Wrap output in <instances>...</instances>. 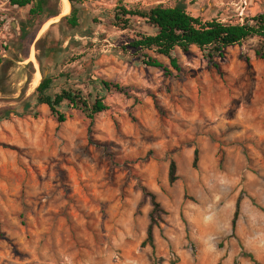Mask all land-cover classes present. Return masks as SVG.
Segmentation results:
<instances>
[{
	"label": "rangeland",
	"instance_id": "obj_1",
	"mask_svg": "<svg viewBox=\"0 0 264 264\" xmlns=\"http://www.w3.org/2000/svg\"><path fill=\"white\" fill-rule=\"evenodd\" d=\"M11 1L0 0V114L10 112L0 121V264H264V42L229 48L219 70L197 48L176 51L181 72L166 76L124 50L154 29L139 19L114 26L119 6L180 4L204 21L244 24L264 14V0H82L76 29L61 24L72 11L63 14V0L44 26L48 13L34 18ZM47 36L63 43L57 87L127 89L105 94L110 110L94 125L77 111L60 124L35 107ZM147 194L166 212L155 250L142 246Z\"/></svg>",
	"mask_w": 264,
	"mask_h": 264
},
{
	"label": "trees",
	"instance_id": "obj_2",
	"mask_svg": "<svg viewBox=\"0 0 264 264\" xmlns=\"http://www.w3.org/2000/svg\"><path fill=\"white\" fill-rule=\"evenodd\" d=\"M54 0H12L15 7L25 9L31 7L30 15L34 18L42 17L49 14L42 23L44 26L49 20L58 18L62 13L51 9V2ZM61 3V0H57ZM71 4L72 11L70 15L64 17L61 24L65 23L73 29L79 27V10L77 5L82 0H68ZM139 19L147 26L156 31L155 34H140L131 40L128 49L132 51L141 63L150 68L162 70L166 76H172L173 71L181 72V66L178 58L175 56L176 51H181L189 55L193 48L199 49L205 59L211 66L220 69L218 60L225 58L227 50L231 47L242 45L251 38H258L264 42V14H259L249 18L244 24H227L216 19L204 21L202 18L195 17L188 12L187 8L180 4L176 7H165L159 5L149 9L138 7L128 8L119 6L114 12V26L121 30H129L132 27V21ZM23 41L30 36V28L33 25L22 24ZM54 26L51 27V30ZM49 32V33H50ZM45 62L40 61L43 79L35 90V107L47 106L52 115L60 124L67 121L66 111H77L87 116L91 125H94L96 118L109 111L110 108L106 102L105 94L108 92H117L127 94V89L112 82L101 81L91 87L89 94L82 90H76L72 87H57L54 74V65L62 50L63 43L57 39L46 37ZM43 41L40 40L38 45ZM152 54V55H151ZM257 56L264 60V48L257 52ZM165 58L169 60L170 65L160 60ZM250 63L249 58H245ZM2 57H0V63ZM62 77V76H61ZM64 77V76H63ZM33 109V104L28 103L25 111ZM39 114H35L38 117ZM10 112L5 111L0 114V121L7 120ZM199 152L195 153L194 168L198 167ZM179 180L177 175V165L171 163L169 172L170 184H175ZM151 198L152 211L149 215L150 224L147 231V239L143 243V248L150 246L155 250V229L164 223L165 210L157 201L154 194H147ZM241 213V200L237 203V210L233 221V229H236ZM257 264L255 260H253Z\"/></svg>",
	"mask_w": 264,
	"mask_h": 264
},
{
	"label": "bare ground",
	"instance_id": "obj_3",
	"mask_svg": "<svg viewBox=\"0 0 264 264\" xmlns=\"http://www.w3.org/2000/svg\"><path fill=\"white\" fill-rule=\"evenodd\" d=\"M63 5H64V10H63V14H68L69 11L71 10V4L68 0H63ZM35 56H32V61L35 62V64L37 65V67L39 66ZM40 74H37V80L40 79Z\"/></svg>",
	"mask_w": 264,
	"mask_h": 264
}]
</instances>
